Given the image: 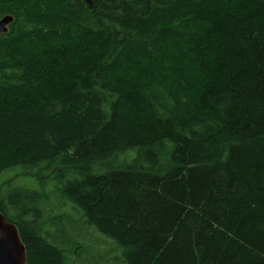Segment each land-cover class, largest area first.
<instances>
[{"label":"trees","instance_id":"trees-1","mask_svg":"<svg viewBox=\"0 0 264 264\" xmlns=\"http://www.w3.org/2000/svg\"><path fill=\"white\" fill-rule=\"evenodd\" d=\"M0 0V175L56 182L123 264H264V0ZM44 193L0 192L27 264L70 263Z\"/></svg>","mask_w":264,"mask_h":264},{"label":"rangeland","instance_id":"rangeland-1","mask_svg":"<svg viewBox=\"0 0 264 264\" xmlns=\"http://www.w3.org/2000/svg\"><path fill=\"white\" fill-rule=\"evenodd\" d=\"M8 26V32L10 31ZM61 185L47 182L42 186L37 180L26 176L21 169L0 175V192L10 188H25L44 193L41 204L43 235L62 246L70 263L75 264H123L121 249L111 239L99 234L84 223V218L58 193ZM60 242H62L60 244Z\"/></svg>","mask_w":264,"mask_h":264},{"label":"water","instance_id":"water-1","mask_svg":"<svg viewBox=\"0 0 264 264\" xmlns=\"http://www.w3.org/2000/svg\"><path fill=\"white\" fill-rule=\"evenodd\" d=\"M89 9L93 8L91 0H82ZM14 18L5 16L0 20V34L8 32V26ZM0 264H27L26 250L21 241L19 231L14 224L6 221L0 213Z\"/></svg>","mask_w":264,"mask_h":264},{"label":"bare ground","instance_id":"bare-ground-1","mask_svg":"<svg viewBox=\"0 0 264 264\" xmlns=\"http://www.w3.org/2000/svg\"><path fill=\"white\" fill-rule=\"evenodd\" d=\"M11 16V15H10Z\"/></svg>","mask_w":264,"mask_h":264}]
</instances>
